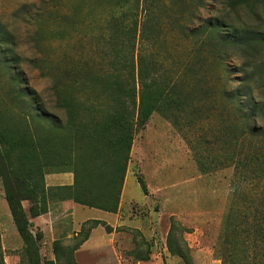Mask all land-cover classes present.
Listing matches in <instances>:
<instances>
[{
	"label": "rangeland",
	"instance_id": "1",
	"mask_svg": "<svg viewBox=\"0 0 264 264\" xmlns=\"http://www.w3.org/2000/svg\"><path fill=\"white\" fill-rule=\"evenodd\" d=\"M123 3L0 0V115L20 116L8 105L15 77V72L7 69L8 59L13 61L24 87L47 100L53 81L66 83L71 91L66 95L68 99L94 110L80 111L76 116L82 115V121L103 118L107 96L100 90L109 80L108 72L114 73L108 59L113 35L108 23L122 13L133 18L134 0L121 6ZM202 4L207 7L202 8ZM216 7L212 0H150L146 9L135 11L139 33L145 24L144 41L141 44L138 38L137 48L157 61L159 82L187 106L167 115L154 113L135 135L121 200V211L130 217V226L117 227V237L105 240L104 236L112 234L113 229L109 232L103 222L94 225L89 221L85 225L94 244L108 245L109 251L116 250L121 255L90 260L82 256L80 261L75 258L77 264H222L219 237L230 205L234 169L201 172L194 146L203 145L211 158L218 153L216 145L220 144L214 137L219 125L228 124L232 118L228 100L219 95L225 85L224 68L236 73L241 57L227 49L222 67L216 40L209 34L188 38L185 29L186 25L191 29L199 26L214 15ZM86 83L95 91L90 88L81 92V85ZM236 83L233 78L232 84ZM51 111L63 122L68 118L65 110L53 105ZM6 211L9 207L0 183V218L5 224ZM86 215L102 218L105 214L86 208ZM0 232L4 264L38 261L35 252L30 257L24 253L19 232L6 249L2 242L4 226L0 225ZM40 235L41 264H56L55 256L49 258L52 247L45 246L44 235ZM79 239L74 236L62 240L61 249L71 257ZM169 244L179 252L172 253ZM145 255L149 260L139 261Z\"/></svg>",
	"mask_w": 264,
	"mask_h": 264
},
{
	"label": "trees",
	"instance_id": "2",
	"mask_svg": "<svg viewBox=\"0 0 264 264\" xmlns=\"http://www.w3.org/2000/svg\"><path fill=\"white\" fill-rule=\"evenodd\" d=\"M123 1L121 6L130 3ZM149 1L134 0L133 18L122 13L108 23L113 34L108 59L114 73L108 72L109 80L100 90L107 96L103 118L82 121V115L76 116L80 111L94 110L68 99L71 91L66 83L53 81L47 91L50 99L45 100L42 94L23 86L13 61L6 59L7 69L15 72L8 105L20 116L0 115V183L24 242V253L28 257L37 254L38 261L32 264L42 263L41 235L30 219L47 213L54 197L117 213L136 133L154 113L167 115L187 106L159 82L157 61L137 48L138 38L139 43L144 41L145 24L139 33L135 15L141 7L146 9ZM212 1L217 6L214 15L194 29L186 25L188 38L212 36L220 49L217 59L222 67L227 49L238 52L241 62L236 73L224 68L225 85L219 95L228 100L232 118L228 124L222 122L216 132L218 153L211 158L203 145H195V156L201 172L234 169L230 205L219 237L222 264H264V0ZM233 78L236 84H232ZM90 88L95 91L87 83L79 90L84 93ZM50 104L68 113L65 122L51 111ZM55 173H73V185L47 187L46 176ZM24 201L30 203L29 213ZM85 225L71 257L61 249V241L54 243L56 264L63 259L66 264H77L75 252L89 238ZM106 228L111 232V227ZM169 248L172 253L179 252L171 244ZM138 259L147 261L149 255ZM0 264H4L1 232Z\"/></svg>",
	"mask_w": 264,
	"mask_h": 264
},
{
	"label": "crops",
	"instance_id": "3",
	"mask_svg": "<svg viewBox=\"0 0 264 264\" xmlns=\"http://www.w3.org/2000/svg\"><path fill=\"white\" fill-rule=\"evenodd\" d=\"M45 181L47 187L71 186L74 183V175L73 173L49 174L46 176ZM123 199L124 196L122 197L121 195V200ZM23 206L27 213H29L28 210L30 208V203L24 201ZM86 208L88 207L77 204L72 200H61L58 197H54L49 200V211L47 213L30 219L34 224V229L43 233V244L52 247L49 252L50 259H54L55 256L53 251V245L55 242L78 236L82 227L89 221H101V224L103 222L106 227L109 226L113 229L114 232L112 234L104 236L103 239L105 240L106 238H112V240H114L117 237V227L130 226V217H126V214L121 211V201L117 213H109L95 209L105 214L102 218H88V215H86ZM6 213V224L0 218V225L4 226L2 242L5 249L9 247L10 240L18 236V231L15 227L10 209L9 211H6ZM92 239L93 237L91 235L88 240L76 250L75 258L77 261H80L82 256L83 260H90L102 255L110 256L111 258L114 256L118 258L119 254L121 255V253L116 250L109 251L107 249L108 245H102L97 242V244H94L95 242H93Z\"/></svg>",
	"mask_w": 264,
	"mask_h": 264
}]
</instances>
